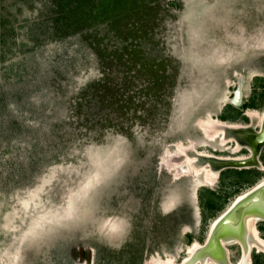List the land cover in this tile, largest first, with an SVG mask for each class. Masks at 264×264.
<instances>
[{
  "label": "rangeland",
  "instance_id": "374dc122",
  "mask_svg": "<svg viewBox=\"0 0 264 264\" xmlns=\"http://www.w3.org/2000/svg\"><path fill=\"white\" fill-rule=\"evenodd\" d=\"M58 1L0 0V264H86L81 247L92 264H181L264 178L217 158H203L213 183L176 166L180 145L249 153L200 121L264 110V0H131L56 32ZM225 246L232 264H264Z\"/></svg>",
  "mask_w": 264,
  "mask_h": 264
},
{
  "label": "bare ground",
  "instance_id": "6f19581e",
  "mask_svg": "<svg viewBox=\"0 0 264 264\" xmlns=\"http://www.w3.org/2000/svg\"><path fill=\"white\" fill-rule=\"evenodd\" d=\"M238 101H239V99H238ZM238 104H240V103H238ZM251 112H254V111H251ZM250 115L253 118V123H251V124H242V123H237V122H232V121H231L232 122L231 123L228 121L226 122V121H223L220 119H215L213 117H210L208 120H201L200 126L202 128L203 133L206 135V137L213 139V140L216 138L218 139V137H219L221 139L223 146H225L227 144V139L229 140V142L234 141V143H236V144H235L234 150H232V152H238V151H240L241 148L247 147V148H250L251 154H248V155L237 154V155H233V156L232 155H228V156L227 155H216V154H212V153L201 152L199 150L196 151V150H194L193 145H190V146L189 145L188 146L180 145V151L179 152L181 153V157H180V160L177 161V163H176L177 165L176 164H174V165H176L177 169H180V171L181 170L184 171V169H185V171H187V172L188 171L192 172L193 176L198 175L203 170L204 177H205V180L207 181V183L208 182L209 183L214 182L215 177L217 176L219 169L218 168L215 169L214 167L207 165V162L206 163L203 162L204 157H205V159L208 158L210 163L211 162L213 163L212 158L213 159L217 158L220 161V164L223 165L222 168L227 167V166L228 167H231V166H234V167H236V166L252 167V166L260 165L258 158H257V152L264 145V115L258 114V113H253V114L250 113ZM258 116H260L261 119H259ZM257 122L262 123L261 125L263 127V129L259 132L254 131L255 130L254 127L256 126ZM228 129H234L239 133L242 132V130H244L246 138L243 137V139H237V142H235L236 140L234 139V136L233 135L231 136L230 133H228ZM227 149L228 148H224V149H221V151H226ZM191 154L194 156H191ZM183 159L184 160L186 159L184 164L181 162ZM180 163H182V164H180ZM242 196L243 195H241L240 197H242ZM229 209H231V206L228 207V209L226 211H224L221 216H223L225 213H227V211ZM249 217L250 216H248L247 218H249ZM219 218H217L213 223L215 224V222ZM256 221H257L256 217H250L249 218L248 226H249L250 231H249V234L247 236V239L250 237L252 239V240L251 239L249 240L250 247H255V248H258L260 251L261 250L264 251V238H262L260 236V233H259L257 227L255 226ZM214 224H213V226H214ZM213 226H212V228H213ZM212 228H211V230H212ZM210 233H211V231H210ZM227 255H228V253H227ZM208 258L210 259V257H208ZM171 262H174V261H171ZM190 264H193V262Z\"/></svg>",
  "mask_w": 264,
  "mask_h": 264
},
{
  "label": "water",
  "instance_id": "95a60500",
  "mask_svg": "<svg viewBox=\"0 0 264 264\" xmlns=\"http://www.w3.org/2000/svg\"><path fill=\"white\" fill-rule=\"evenodd\" d=\"M259 213H264V185H258L252 191L240 197L231 209L215 222L206 244L202 246V252L195 253L181 264L196 263L199 260L204 261L208 257L215 264H232L225 245L239 241L244 249L248 251L247 236L250 229L247 217L254 215L257 218ZM79 251L81 259L86 261V264H92L93 249L81 247Z\"/></svg>",
  "mask_w": 264,
  "mask_h": 264
},
{
  "label": "trees",
  "instance_id": "16d2710c",
  "mask_svg": "<svg viewBox=\"0 0 264 264\" xmlns=\"http://www.w3.org/2000/svg\"><path fill=\"white\" fill-rule=\"evenodd\" d=\"M130 2L131 0H59L55 3L59 14L54 18L53 27L58 32L67 27L73 28L81 19H85L92 24L107 21L108 17L104 18V14L109 13V10L115 11L117 7L120 9L122 5H127L126 3ZM77 30L78 28H73V31ZM94 50L97 55L101 56V47L95 46ZM257 257V255L254 256L256 260Z\"/></svg>",
  "mask_w": 264,
  "mask_h": 264
},
{
  "label": "flooded vegetation",
  "instance_id": "af4514ba",
  "mask_svg": "<svg viewBox=\"0 0 264 264\" xmlns=\"http://www.w3.org/2000/svg\"><path fill=\"white\" fill-rule=\"evenodd\" d=\"M261 111H262V113H261ZM259 110L258 112H249L248 110H247V112H246V114L247 115H249V116H251L250 115V113H258V114H262V115H264V110ZM261 115V116H262ZM252 118V117H251ZM258 118L259 119H261L260 118V116H258ZM230 122V121H229ZM232 123V122H231ZM238 123V122H237ZM252 123H253V118H252ZM249 124V123H248ZM251 124V123H250ZM262 123H260V122H257V128H256V131H261L262 129H263V127H262V125H261ZM258 126H260V127H258ZM254 129H255V127H254ZM236 131V130H235ZM237 132V131H236ZM238 133L239 132H237V134L236 135H238ZM242 137H245L246 138V135H245V131L244 130H242ZM235 134H233V136H234V139L236 140L235 142H237V139H239L237 136H236ZM232 136V135H231ZM236 144V143H235ZM243 148H246L248 151H249V153L248 154H251V151H250V148H247V147H243ZM242 149V148H241ZM240 149V150H241ZM262 149V147L260 148V150L257 152V158H258V161H259V163H260V165H258V166H252V167H257L258 169H260L261 171H263L264 172V155H263V150H261ZM216 150V149H215ZM216 151H218V150H216ZM221 151V150H220ZM248 154H246V155H248ZM242 155H244V154H242ZM244 168H250V167H244ZM263 179V180H262ZM262 179H260L259 180V182L253 187V188H251V190H247L246 191V193H248L249 191H252L255 187H257L258 185H260V186H263L264 185V178H262ZM262 180V181H261ZM245 193V194H246ZM244 195V194H243ZM250 217H255L254 215H250ZM249 217V218H250ZM249 218L247 219V223H249ZM259 222H264V213H259V216L257 217V221H256V223H259ZM255 226H256V224H255ZM257 227V226H256ZM258 229V228H257ZM259 231V230H258ZM251 239V237L250 238H248V245H249V248H251L250 247V244H249V240ZM252 240V239H251Z\"/></svg>",
  "mask_w": 264,
  "mask_h": 264
}]
</instances>
